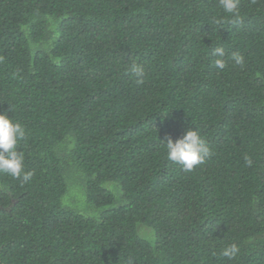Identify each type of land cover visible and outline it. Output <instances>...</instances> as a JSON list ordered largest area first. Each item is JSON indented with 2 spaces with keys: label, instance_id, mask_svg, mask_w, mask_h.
<instances>
[{
  "label": "trees",
  "instance_id": "trees-1",
  "mask_svg": "<svg viewBox=\"0 0 264 264\" xmlns=\"http://www.w3.org/2000/svg\"><path fill=\"white\" fill-rule=\"evenodd\" d=\"M239 12L0 0V112L33 173H0V264H264V0ZM189 129L212 155L185 172L163 142Z\"/></svg>",
  "mask_w": 264,
  "mask_h": 264
},
{
  "label": "clouds",
  "instance_id": "clouds-1",
  "mask_svg": "<svg viewBox=\"0 0 264 264\" xmlns=\"http://www.w3.org/2000/svg\"><path fill=\"white\" fill-rule=\"evenodd\" d=\"M239 4L240 0H219V7L231 17L240 15ZM223 22V18L215 20L216 24ZM214 55L217 57L214 61L215 67L224 69L226 67V62L223 59L224 49L216 48ZM232 59L237 65L244 64V57L239 53H233ZM132 72L137 78V83H144L145 70L142 65H133ZM169 112L161 114L166 115ZM25 136L26 129L19 121L15 120L13 116H9L7 111L0 112V173L19 180L21 183L29 182L33 175L32 172L26 171L24 155L18 150V145ZM163 144L167 159L181 165L185 172H192L212 155L208 143L198 129H189L182 137L175 140L169 136ZM248 163H251L250 159H248ZM240 251L238 244L231 243L222 250L221 255L229 260H234L238 258Z\"/></svg>",
  "mask_w": 264,
  "mask_h": 264
}]
</instances>
